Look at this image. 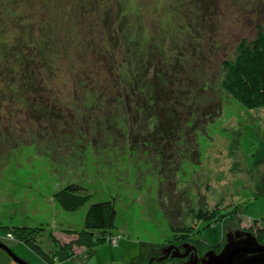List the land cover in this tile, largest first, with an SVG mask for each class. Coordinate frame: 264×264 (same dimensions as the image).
Instances as JSON below:
<instances>
[{
  "label": "rangeland",
  "instance_id": "374dc122",
  "mask_svg": "<svg viewBox=\"0 0 264 264\" xmlns=\"http://www.w3.org/2000/svg\"><path fill=\"white\" fill-rule=\"evenodd\" d=\"M79 3V0H70L69 4ZM134 3L132 8L136 10ZM209 3L212 11L207 14L197 0H151L150 13L145 16L146 39L151 37L150 28L155 24L163 28L161 34L167 35L165 39L159 36L155 41L157 51H162L159 54L161 66L167 72H173L170 76L173 82L186 86L185 79H192L193 89L204 98V104H212L218 113L206 128L199 129L195 137L196 158L191 155L188 135L182 126L173 181H170V174L168 181L160 178L161 159L155 153L146 157V153L129 144L128 133L120 138V129H95L97 131L89 136L76 133L73 137L68 133L60 144L57 143L61 138L53 143L54 137L51 142L40 134V130L41 133L45 130L75 131L86 120L82 107H70V113L73 111L76 115L75 118L70 116V124L63 119L49 122L41 118L40 122L38 119L30 122L20 101L16 105L8 96L10 92L16 93V87L0 80L2 93L6 94L0 106V243L11 253L0 248V264H19L13 258L28 264H46V252L52 258H60L55 246L69 245L74 237L68 232L82 230L89 206L101 201L113 202L116 207V223L111 235L96 233L97 238L107 240L92 250H88L89 246L74 245L71 257L60 264H147L148 259L161 257L164 247L181 245L183 241L196 244L203 257L205 252L208 251L207 255L213 249L220 253L230 234L244 231L259 236L258 226L264 228V108L245 109L221 89V81L222 64L235 57L240 41H251L258 25L264 28V0H210ZM41 6L55 15L68 7L62 4L59 8L57 2H48L45 6L37 0L38 11ZM92 7L87 1L85 8L91 12L68 15L59 25L63 16H53L51 21L52 16L48 15V22L39 16L42 24L39 25L33 14H24L31 19L23 24L30 30L36 29V39L52 34L51 40H56L48 66L35 72V84L40 87V92L34 94L37 98H51L68 106L78 98L83 99L84 90L99 91L105 87L107 74L96 62L98 57L83 44H78L79 31L84 30L86 37L92 29H99L93 34L97 38L98 34L101 36L102 27L109 34L103 22L102 25L96 23L95 17L102 14L98 12L100 8ZM77 8L80 9L71 7V11L75 12ZM130 13L127 10L124 18L120 20L117 16L116 21H111V35L120 33L121 39V34L126 33L121 31L120 28H124L121 24L125 19L127 23L132 22ZM127 23L126 29L129 28ZM55 34L65 39L66 46H60ZM16 41L14 37L7 49L0 50V79L2 65L11 61L7 55L16 47ZM152 60L150 75L156 74L155 68H162L160 63ZM31 65V70L37 68L34 63ZM159 70L163 72V69ZM79 80L85 82L79 84ZM12 105H15V111L10 110ZM76 111L80 114H75ZM105 113L91 116L106 121ZM87 124H93L90 118ZM29 129L35 132L29 133ZM100 134L107 147L92 143V138ZM184 136L187 150L183 144ZM170 145L167 150L176 146ZM192 146V149L196 147ZM186 153L190 156L188 160ZM171 182L174 189L168 191ZM70 184L85 187L91 195L90 201L75 212L64 211L54 198ZM163 185H167L165 196ZM220 216L223 224L215 223ZM209 224L212 226L207 227ZM26 227L33 231L43 228L33 232L42 231L36 239L46 250L42 251V258L17 237L16 233H21L18 228ZM259 237L264 240V236ZM196 239V242L192 241ZM216 245L218 247H214ZM59 255L65 257L63 253Z\"/></svg>",
  "mask_w": 264,
  "mask_h": 264
},
{
  "label": "trees",
  "instance_id": "16d2710c",
  "mask_svg": "<svg viewBox=\"0 0 264 264\" xmlns=\"http://www.w3.org/2000/svg\"><path fill=\"white\" fill-rule=\"evenodd\" d=\"M36 1L0 0V50L7 49L9 42L11 45L14 37L17 40L16 47L7 55V59L11 61H4L5 63L2 65L4 69L1 70V74L3 75L0 79L8 81V83L16 87V93L10 92L8 95L13 103L17 105V102L20 101L22 108L26 109L24 113L30 122H33L35 119H38L39 122L42 119L49 122H53L54 119H63L66 124H70V121H68L71 118L70 116L72 118L76 117L73 111L70 113V107L75 109L82 107L84 119L86 120L84 121L78 116L83 121L75 131L72 129L61 132L57 130L48 132V130H45V133H41L40 130V134H44V137L49 138L51 142H53L55 137L53 143H57L56 140L61 138L57 143L60 144L62 139L69 136L68 133L72 134L73 137L76 133L82 136H89L97 131L95 129L109 131L120 129V138H124L125 134L128 133L129 144L137 147L139 151L146 153V157L149 154L155 153L161 159L160 178L168 181L170 174V181H173L175 171L177 170L176 167L174 168V164H176L179 154V152H176V147L181 139L182 129L184 128L183 132L188 135L187 142L190 144L189 146L186 143L185 135L183 144H186V147L187 145L190 147V149L187 147L185 150L189 149L191 155L196 158V155L198 157V145L196 144L195 137L197 138L199 129L201 127L203 129L206 128L207 123L213 121L218 113L217 108L212 104H204V98L196 93V89H193V85L191 84L192 79H185L186 86L174 83L173 77H170L171 75L173 76V72H167L161 66L162 62L159 54H162V51H157L158 46L155 40L159 36L160 39L161 36L165 39L167 35L161 34L164 31L163 28L161 29L160 26L155 24L153 28H150L151 37L146 39L147 32H145L146 26L144 21L146 14L149 15L150 13L151 0H79V5L69 4L70 0H38L42 1V5L45 6L48 5V2L52 4L57 2L59 8H61L62 4L68 5L62 11H57L58 14L56 15L64 17L59 19L58 25L62 24L68 15H82L84 12H91L90 9L85 8L86 2L88 1L91 6L99 7L101 10L98 11L102 13L101 17H97L98 15L95 17L96 23L101 24L103 22L109 31V34H107L101 27V31L99 32L101 36L98 34L97 38L93 34L99 29H92L93 31L90 34L85 35L86 37L83 34L84 30L79 31L80 42L78 44H83L84 48L98 57L96 62L100 63L106 72L107 77L105 76L104 80L107 83L99 91L91 89L88 92L84 90L82 92L83 99L78 98L76 102L68 106H62L59 101L52 100L51 98L47 100L34 96V94L40 92L39 85L35 84L37 79L35 72L44 66H48V60L51 61L49 57L52 55L53 46L56 43V40H51L50 38L52 34L47 37L44 35L36 39L34 33L36 29L30 30L25 28L23 24L24 21H30L28 18L31 19V17H26L29 13L33 14L35 22L39 25H42L41 19L48 22V15L52 16L51 21L53 20V16H56L51 11L45 10L46 8L43 6L38 11ZM197 1L206 10L207 14L212 11L209 3L210 0ZM133 3L137 5L136 10L132 8ZM71 7L72 9L74 7H80V9L77 8L78 10L76 9L75 12H72ZM127 10L131 11L128 16L132 18V22L127 23V19L124 20L125 22L121 24L124 28L120 29L121 31L125 30L126 33L121 34V39H119L120 33H112L111 35L109 27L112 24L111 21H116L117 16L120 20L124 18ZM123 11L124 15H121ZM103 13L105 14L103 15ZM37 17L38 19L36 20ZM54 18L56 19V17ZM126 23L128 24L127 27H129L127 29ZM152 29L155 30L152 31ZM40 31L44 33V28H41ZM71 31L75 32V30ZM55 32L58 33L57 31ZM55 38L59 40L60 46H66L65 39L60 38L57 34H55ZM68 48H70V45H68ZM152 59H154V62L160 63L162 68H155L156 74L150 75L149 71H152L153 65ZM32 63L37 66L35 70H31ZM222 67L224 74L221 81V89L226 94L249 111L264 108V28L262 26H257L256 36L251 41L246 39L240 41L235 57L224 61ZM125 68L127 70L124 73ZM159 69H163V72L160 73ZM178 79L180 80L179 77ZM85 81L79 80L78 83L80 84ZM108 86H112V88L109 89ZM75 91L77 94H80L79 91ZM5 97L6 94L4 92L2 93V86H0V106L3 105L2 98ZM9 107L11 111H15L16 109L15 105ZM104 112H106V121L99 116H91L93 113L98 115ZM75 114L80 113L76 111ZM89 118L93 122L91 126L87 124V119ZM152 120L155 121L154 125L151 124ZM27 131L29 133L35 132L33 129ZM92 139V143H98L100 146L107 147V145H104L101 134ZM159 142L162 143L159 144ZM173 144H176L175 148L173 150H167V146H172ZM191 146L196 147L192 149ZM187 154L185 158L188 160L190 156ZM155 168L157 169V167ZM166 188L167 185L162 186L163 196L166 194ZM173 189L174 185L171 182L167 190L172 191ZM54 198L64 211L75 212L90 201L91 195L87 193L85 187L79 184H70L58 191L54 195ZM116 215L117 211L113 202L101 201L92 203L86 214L83 229L68 232L74 237L72 242L63 247H58L60 244L55 246L60 258H52L36 242V239L42 235L40 233L42 231L38 233L33 232L42 230L43 228L37 229L36 231L35 229L33 231L29 227L24 229L18 228L21 233H16V235L19 240H22L21 243L30 248L40 258L43 256L42 253L46 252L48 254L44 256V260L48 262L46 264H60L62 260L71 257V250L74 245L80 244L85 248L89 246L88 250H92L95 246L105 242L107 239L97 238L96 233L107 232L111 235V231L115 228ZM222 220L223 218L220 216L215 223L223 224ZM209 226H212V224H209L207 227ZM172 230L177 232V229ZM257 230L259 236L263 237L264 228L258 226ZM259 236L256 235L255 238L260 243H263V238ZM53 241L56 240L53 239ZM116 243L117 240L114 244ZM208 246L210 247L209 244ZM214 247H218V245ZM61 253L65 255L64 258L59 255Z\"/></svg>",
  "mask_w": 264,
  "mask_h": 264
},
{
  "label": "water",
  "instance_id": "95a60500",
  "mask_svg": "<svg viewBox=\"0 0 264 264\" xmlns=\"http://www.w3.org/2000/svg\"><path fill=\"white\" fill-rule=\"evenodd\" d=\"M0 248L10 253L1 243ZM13 259L19 264H28L19 258ZM203 264H264V242L260 243L251 232L238 231L228 235L220 253L209 252Z\"/></svg>",
  "mask_w": 264,
  "mask_h": 264
},
{
  "label": "flooded vegetation",
  "instance_id": "af4514ba",
  "mask_svg": "<svg viewBox=\"0 0 264 264\" xmlns=\"http://www.w3.org/2000/svg\"><path fill=\"white\" fill-rule=\"evenodd\" d=\"M192 241L196 242L197 239ZM207 252L201 257V249L198 248L196 244H191L189 241H183L181 242V245L170 244V246L164 247L161 252L162 256L152 258L151 260L148 259L149 261L147 264H203Z\"/></svg>",
  "mask_w": 264,
  "mask_h": 264
},
{
  "label": "crops",
  "instance_id": "0c3cea01",
  "mask_svg": "<svg viewBox=\"0 0 264 264\" xmlns=\"http://www.w3.org/2000/svg\"><path fill=\"white\" fill-rule=\"evenodd\" d=\"M142 260H143V259H142ZM142 260H141V261H142Z\"/></svg>",
  "mask_w": 264,
  "mask_h": 264
}]
</instances>
